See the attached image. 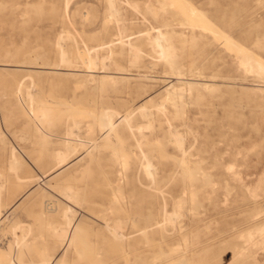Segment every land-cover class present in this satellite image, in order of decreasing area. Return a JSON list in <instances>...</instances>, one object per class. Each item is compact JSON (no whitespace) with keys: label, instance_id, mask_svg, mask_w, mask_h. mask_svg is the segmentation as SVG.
Returning a JSON list of instances; mask_svg holds the SVG:
<instances>
[{"label":"rangeland","instance_id":"1","mask_svg":"<svg viewBox=\"0 0 264 264\" xmlns=\"http://www.w3.org/2000/svg\"><path fill=\"white\" fill-rule=\"evenodd\" d=\"M107 1L0 0V264H254L238 251L264 220V75L240 57L264 62V0ZM117 22L140 53L100 61ZM159 27L184 32L174 65L147 43ZM107 112L130 118L107 133Z\"/></svg>","mask_w":264,"mask_h":264},{"label":"bare ground","instance_id":"2","mask_svg":"<svg viewBox=\"0 0 264 264\" xmlns=\"http://www.w3.org/2000/svg\"><path fill=\"white\" fill-rule=\"evenodd\" d=\"M108 2V10L111 12V14L113 13V14H117V13H119L120 12V10H121V8H122V4H128L129 5V3L131 2L130 0H120V3H118V5L116 4V0H108L107 1ZM183 2V1H182ZM159 5L158 6H154V5H148V9H150L151 10V12L152 13H154V14H158V12H159V10H161V9H163V8H165V5H166V3H165V1H159V2H157ZM131 5V4H130ZM129 5V6H130ZM144 5H146V4H144ZM147 8V7H146ZM187 8H189L188 6H187ZM52 9V8H51ZM50 9V10H51ZM184 9H186V8H184ZM183 9V10H184ZM188 10V9H187ZM187 10H185V12L187 13ZM188 11H190V13L191 14H193V16H195V13H198L197 12V9H195L194 7H192V6H190V10H188ZM110 12H109V14H110ZM176 12V11H175ZM179 13V12H178ZM182 13V12H181ZM180 13V14H181ZM200 13V12H199ZM198 13V14H199ZM108 14V15H109ZM110 14V15H111ZM112 14V15H113ZM175 14V13H174ZM142 16V15H141ZM155 16V15H154ZM174 16V15H173ZM177 16V15H176ZM173 18H175V16L173 17ZM204 18V17H203ZM119 20V19H118ZM117 20V21H118ZM179 20V19H178ZM181 20V19H180ZM175 21H176V18H175ZM178 23H180L179 21H177ZM185 24V23H187L185 20L182 22L181 21V24ZM169 24V23H168ZM167 24V22L166 23H164L163 25H168ZM171 25V24H170ZM156 26H152L151 27V29L152 28H155ZM165 27H167V26H165ZM214 29V28H213ZM130 30V29H129ZM156 31H157V33L155 34V35H153V34H150L148 31L147 32H145V35H147V43H149V44H151V45H160V46H162V41L164 40H166V41H168L169 42V45H167V46H165V47H167V49H165V51H164V49H163V47L164 46H162V50H161V48H160V50H161V57H163L164 59H167V60H165V62L167 61V62H169V64L171 63L172 65H174V64H176V62L177 61H175V59H176V56H177V52H176V50H175V48H174V46H173V37L177 34L178 36H181L180 34H184V32L183 31H180V32H177L176 30H167V29H163V28H161V27H159V28H157L156 29ZM214 32V31H213ZM220 32V31H219ZM147 33V34H146ZM223 34V33H222ZM114 35H115V37L114 38H112V39H110V40H108V41H106V42H104V44L109 48V50H108V54L106 55V56H102V57H100V61L102 60L103 61V59H105L106 60V58H110L113 54H115V50L113 49V47L116 45V44H119V51H121V52H123V50H127L128 52H130L131 53V55H133L134 57H136L137 56V54L138 53H140L139 51H140V49H139V46H138V44H136L135 43V41H133V39H132V36H131V34H129V33H127L126 32V28H125V26L123 25V24H121L120 22H117V32L116 33H114ZM190 35V34H189ZM178 36H176V37H178ZM193 36V35H192ZM73 37V36H72ZM183 37H185V36H183ZM138 38V37H137ZM193 38H194V36H193ZM57 40H59V39H57ZM59 42V41H58ZM182 42H184V41H182ZM189 42H191L190 40H189ZM62 43H63V41H62ZM61 43V44H62ZM75 43V42H74ZM178 43V42H177ZM192 43H194V42H192ZM191 43V44H192ZM60 44V43H59ZM84 44V43H83ZM207 44H209V43H207ZM85 45V44H84ZM60 46V48H61V45H59ZM179 46H181V43H179ZM192 46H194V44H192ZM153 47V46H152ZM64 48V47H63ZM154 48V47H153ZM64 50V49H63ZM152 51V50H151ZM88 52V51H87ZM159 52V51H158ZM62 53V54H61ZM155 53V52H154ZM60 54H61V57H62V59H63V61L64 60H69L68 58H66V54H65V51H62L61 50V52H60ZM151 54V53H150ZM153 54V53H152ZM255 54V53H254ZM88 55V54H87ZM95 55V54H94ZM157 55V54H156ZM209 55V54H208ZM160 56V55H159ZM151 57V56H150ZM102 58V59H101ZM153 58V57H152ZM95 59V58H94ZM93 59V60H94ZM132 59V58H131ZM240 59L243 61H247L248 60V63L247 62H244V63H247L248 65H250L251 67L250 68H247V69H245L246 71L247 70H250V71H253V70H258L257 72L258 73H260V74H262L263 73V75H264V62H262V61H260L259 59H257L256 58V56L255 57H253V54H249V53H244L241 57H240ZM61 60V59H60ZM133 60L135 61L136 59H134L133 58ZM132 60V63H134V61ZM62 61V60H61ZM158 61V60H157ZM201 61V60H200ZM66 62V61H65ZM64 62V63H65ZM68 62V61H67ZM128 62V61H127ZM252 62V63H251ZM256 62V63H255ZM129 63H130V61H129ZM131 63V64H132ZM201 63V62H200ZM94 64V63H93ZM96 65V64H95ZM179 65H181V64H179ZM21 66V65H20ZM106 66V65H105ZM169 66V65H168ZM182 66V65H181ZM6 67V66H5ZM171 67H173V66H171ZM177 67V66H176ZM38 68V67H37ZM25 69V68H24ZM60 70V69H59ZM244 70V71H245ZM75 71H77V70H75ZM90 71V70H89ZM249 71V72H250ZM97 72V71H96ZM115 73V72H114ZM116 74V73H115ZM130 74V73H129ZM178 75V74H177ZM130 76V75H129ZM133 76V75H132ZM151 76V75H150ZM173 76V75H172ZM153 77H155V76H153ZM101 78L103 79V82H105L106 80L108 81H110V80H114L115 79V76H113V75H111V74H109V73H107V74H105V73H103L102 75H101ZM179 78H181L180 76H179ZM190 78V77H189ZM180 80H182V78L180 79ZM194 80V79H193ZM192 80V81H193ZM196 82H197V80H196ZM190 84V87H191V85L192 84H194V82L193 83H189ZM257 84V83H256ZM169 85V84H168ZM196 86V85H195ZM204 87H210V85L209 84H204L203 85ZM189 87V88H190ZM219 87V86H218ZM184 87H177V86H174L173 84H171L169 87H167L165 90H166V96H165V98H167V100H174L175 99V97L176 96H178L181 92V90L183 89ZM215 89H216V87H214ZM250 89H251V87H250ZM260 89V88H259ZM185 90V89H184ZM211 91V90H210ZM178 99V98H177ZM180 99V98H179ZM175 101V100H174ZM182 101V100H181ZM162 103H164V102H162ZM161 106V105H160ZM139 107V106H138ZM144 107H145V105H140V107L139 108H137L138 109V111H140V110H142V109H144ZM174 107V106H173ZM165 108V107H164ZM175 108V107H174ZM161 109H162V107H161ZM160 109V110H161ZM159 110V111H160ZM163 110V109H162ZM132 112H134L133 110H132ZM117 113H110V112H107V113H102V116H101V122H100V125L102 126V129L104 128L105 130H107L108 132L107 133H109V132H111L113 129H115L116 128V126H118V123L120 122V121H124V122H126L129 118H130V116H129V114H127V115H124L123 117H122V119L118 122V121H116V120H114V116L116 115ZM131 114V113H130ZM145 114L146 113H144L143 114V116H145ZM118 115V114H117ZM133 115V114H132ZM165 117V116H164ZM166 120V119H165ZM165 120H164V122H165ZM158 122V121H157ZM148 124V126L150 127V124L149 123H147ZM161 124V123H160ZM168 124V123H167ZM142 124L140 123V125L139 126H137L138 127V129H141V128H143L144 129V127L146 126L147 127V125H145V124H143V125H145V126H141ZM173 125V124H172ZM171 126V125H170ZM158 127V126H157ZM172 127V126H171ZM170 127V128H171ZM148 128V127H147ZM153 128V127H152ZM172 130H174V129H172ZM176 131V130H175ZM173 132V131H172ZM179 133V132H178ZM173 135H174V133H172ZM180 134V133H179ZM177 135V133L175 132V136ZM181 135V134H180ZM175 136H173V138L175 137ZM178 138V137H177ZM179 138H180V136H179ZM69 139V138H68ZM88 142V141H87ZM178 143L181 145V143H182V141L181 140H179L178 141ZM153 146V145H152ZM154 146H155V144H154ZM156 147V146H155ZM141 149V148H140ZM150 150H152V149H150ZM142 152V151H141ZM147 153H150V152H148V151H146ZM69 153H70V151H68V152H64V153H62V155L61 156H59V158H58V161L59 162H63V161H65L66 159H67V157H68V155H69ZM166 152H164V154H165ZM186 153V152H185ZM143 154V153H142ZM167 156H168V154H166ZM188 155V154H187ZM143 158H145V156H146V154L144 155L143 154ZM150 157H151V155H150ZM171 157H174V156H171ZM10 160H11V166H10V168L12 167V168H14L13 169V171L16 169L15 167H16V164L17 163H19V157L17 156V153L14 151V150H12L11 151V153H10ZM146 159V158H145ZM180 163V162H179ZM123 165L122 166H124V163H122ZM142 165H144V169H145V172L146 173H148V174H151L152 172H151V170H152V168H150V161H146L145 160V162H143V164ZM63 166V165H62ZM61 166V167H62ZM212 166H214V164L212 165ZM230 166V165H229ZM198 167H199V165H198ZM231 168V167H230ZM61 169V168H60ZM199 169V168H198ZM195 170V169H194ZM196 170H197V168H196ZM198 171V170H197ZM121 172V171H120ZM196 172V171H195ZM195 172H194V174H195ZM204 171L203 170H201V173H203ZM198 173V172H197ZM196 173V174H197ZM145 174V173H144ZM195 174V175H196ZM189 175V174H188ZM194 175V176H195ZM204 175V174H203ZM152 176V175H151ZM206 176V175H205ZM204 176V177H205ZM17 177V176H16ZM183 177H184V175H183ZM192 177V176H191ZM194 178V177H193ZM202 179H203V177H202ZM183 180V179H182ZM181 180V181H182ZM194 180H195V178H194ZM193 180V181H194ZM204 180V179H203ZM202 180V181H203ZM151 181H152V179H151ZM184 181V180H183ZM192 181V180H191ZM205 181V180H204ZM207 183V182H206ZM209 183V182H208ZM182 185H183V183H182ZM206 185V184H205ZM149 186V185H148ZM204 186V185H203ZM200 188V187H199ZM191 190V189H190ZM194 191V190H193ZM191 193H193L192 195H191V198H192V196H194V192H191ZM190 193V194H191ZM180 197V196H179ZM124 199V198H123ZM177 200V199H176ZM207 200V199H206ZM178 201H180L179 200V198H178ZM183 201V200H182ZM179 204V203H178ZM196 206V205H195ZM52 207V206H51ZM180 207V206H179ZM50 209V208H49ZM52 209V208H51ZM54 209V208H53ZM166 212V211H165ZM176 214V213H175ZM175 214H174V216H175ZM167 215V214H166ZM169 215H170V212H169ZM5 216V215H4ZM3 216V217H4ZM172 217V215L169 217V218H171ZM66 223L64 224V226H62V227H60L59 228V230H57V234H58V236H60V238L61 239H67V241H69V244L71 243V241H72V237H73V233H74V231H75V229L77 228V227H75L74 226V231L72 232V234H71V231H70V226H72L74 223H73V221H72V217H70L69 215H66ZM170 220H172V218L170 219ZM169 220V221H170ZM3 221V220H2ZM1 221V222H2ZM162 221H163V219H162ZM167 221V220H166ZM171 222V221H170ZM174 222V221H173ZM163 223V222H162ZM178 224H180V222L178 223ZM70 228V229H69ZM72 228H73V226H72ZM139 232H140V230H139ZM143 232V231H142ZM240 236L243 238V242H242V244H240V250L238 251V253L239 254H243L244 252H245V250L247 249V250H250V254H251V258H252V260L254 261V264H259L258 263V261H257V258H256V251H257V249H260V250H264V220L263 221H261L260 223H258V224H256L255 226H253V227H249V228H247L246 229V231L245 232H243V233H240ZM184 238V237H183ZM182 238V239H183ZM186 238V237H185ZM187 240V239H186ZM185 242V241H184ZM67 245V244H66ZM65 246V245H64ZM179 246H180V244H179ZM169 247V246H168ZM174 247V246H173ZM170 248V247H169ZM177 249H179V248H177ZM180 250V249H179ZM244 255V254H243ZM158 256V255H157ZM154 258V257H153ZM239 258V257H238ZM251 260V261H252ZM176 261H178V260H176ZM181 262V261H180ZM179 262V263H180ZM220 263V262H219ZM173 264H177V263H173ZM252 264H253V262H252Z\"/></svg>","mask_w":264,"mask_h":264}]
</instances>
